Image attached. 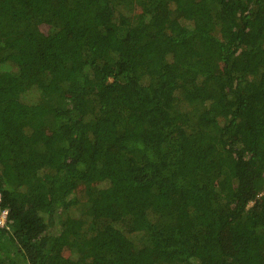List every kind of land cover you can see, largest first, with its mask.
<instances>
[{"label":"trees","instance_id":"16d2710c","mask_svg":"<svg viewBox=\"0 0 264 264\" xmlns=\"http://www.w3.org/2000/svg\"><path fill=\"white\" fill-rule=\"evenodd\" d=\"M3 214L0 264H264V0H0Z\"/></svg>","mask_w":264,"mask_h":264},{"label":"built area","instance_id":"2783aa9c","mask_svg":"<svg viewBox=\"0 0 264 264\" xmlns=\"http://www.w3.org/2000/svg\"><path fill=\"white\" fill-rule=\"evenodd\" d=\"M4 218H5V214H3L1 217H0V225H2L4 223Z\"/></svg>","mask_w":264,"mask_h":264},{"label":"rangeland","instance_id":"374dc122","mask_svg":"<svg viewBox=\"0 0 264 264\" xmlns=\"http://www.w3.org/2000/svg\"><path fill=\"white\" fill-rule=\"evenodd\" d=\"M11 67V66H10ZM12 68V67H11ZM66 255H69V253L68 252H66ZM152 255H155V254H152Z\"/></svg>","mask_w":264,"mask_h":264}]
</instances>
